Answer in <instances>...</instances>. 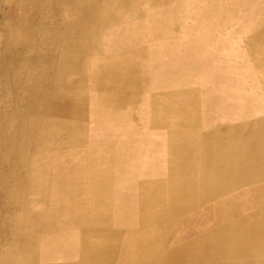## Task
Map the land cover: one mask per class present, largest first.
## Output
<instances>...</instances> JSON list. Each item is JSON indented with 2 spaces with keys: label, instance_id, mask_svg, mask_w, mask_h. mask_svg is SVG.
Masks as SVG:
<instances>
[{
  "label": "bare ground",
  "instance_id": "1",
  "mask_svg": "<svg viewBox=\"0 0 264 264\" xmlns=\"http://www.w3.org/2000/svg\"><path fill=\"white\" fill-rule=\"evenodd\" d=\"M13 1L19 15L5 18L0 40L6 107L0 111V264L54 258L63 259L59 264H190L191 254L180 253L205 250L200 239L228 233L221 219L208 228L213 210L195 221L215 198L211 184L221 183L224 193L231 186L264 185V169L251 161L264 153V111H252L259 100H247L230 126L201 130L214 113L213 96L177 81L164 86V76L157 79L166 90L141 89V62L155 52L145 53L138 44L176 37L181 29L176 57L192 59L195 32L238 13L250 24L251 56L264 61V0H194L202 4L195 8L192 0ZM155 68L169 75V66ZM261 91L248 88L247 95L260 97ZM25 99L36 104L22 107ZM145 108L138 117L168 127L169 181L162 191L148 179L135 182L133 172L147 161L139 164L133 149L123 150V140L107 130L109 122L133 119ZM218 136L229 139H213ZM133 182L134 191L119 186ZM184 189L196 193L183 196ZM231 210L239 222L252 223L238 230L243 238L264 237V212ZM189 224L205 230L181 239ZM199 258L198 264L215 263Z\"/></svg>",
  "mask_w": 264,
  "mask_h": 264
},
{
  "label": "rangeland",
  "instance_id": "2",
  "mask_svg": "<svg viewBox=\"0 0 264 264\" xmlns=\"http://www.w3.org/2000/svg\"><path fill=\"white\" fill-rule=\"evenodd\" d=\"M251 1L252 3L258 2V0H251ZM183 2L191 3L190 0L183 1ZM192 5H193L192 7L195 8V7H200L202 4L199 3V1L192 0ZM15 14L19 15V10L16 8V5L14 4L13 0L12 2L11 0H9V3L7 2V0H0V40L2 39V34H4L5 32V28L3 24L6 22V19L8 20L9 18H11V15H15ZM225 22L227 23H224L221 26L219 25L216 27H205L203 30L200 29L197 32H195L196 33L195 35L199 38V40L194 41V45H195L194 52L195 53L192 59H189L188 57L177 58L175 55L176 49L175 47H173L172 49L173 52L168 59L169 60L168 66L170 68L169 75H168L169 77L168 84L170 87L174 84L173 82L177 81L178 85L183 83L185 87L188 86L194 89L200 90V89L226 88V89H232L233 93L234 92L238 93L242 91L243 89H248V88L251 89V91H256V90H260V88H264V84L262 82L264 81V61L261 60L259 62L257 61V59H254V57L251 56V50L253 48L247 45L246 43L247 36L252 33V31H250V24L245 23V19L243 20V17H240L238 13L232 15L230 18L228 17L225 18ZM261 29H263V27ZM177 30L179 34H177L176 37L169 38L168 39L169 43H172V44L182 43L183 38L180 39L181 38L180 33L182 30L181 29H177ZM169 40H171V42ZM0 44H2V47L4 46L3 45L4 43H2L1 41H0ZM146 45H147L146 42L143 43V46H146ZM257 46H255L256 49H258ZM0 65H2L1 59H0ZM175 66L178 67L177 70H175L176 69ZM263 93L264 91H261L259 93L260 97L255 96V95H247V93H241L239 95L241 99V103L239 104L237 103V94H230L228 98H226L225 100L226 102H224L223 100H218L219 103L215 106L214 110L217 114L221 115L222 117H225L226 119H230L231 121H233L231 118L233 117V115L235 116V113L239 107L244 109V107H246L245 102H247V100L257 99L259 100V103L255 106H252L251 110L254 112L264 111ZM26 101H29V100L25 99L23 102L21 101L22 107H25V104L32 105V106L36 104L33 101H31L32 104L30 103V101L29 102H26ZM4 105L5 103L0 97V111L6 110V107ZM89 123L90 122H87L85 123V125L88 126ZM107 130L111 132L113 128L109 129L108 127ZM201 130L206 131V128L201 129ZM213 139H217V140L219 139V140L226 141L229 138L227 136L225 138L222 136H218V137H214ZM122 143L124 145L123 150L126 147H128L129 149L131 148V146L128 145L130 144L129 140H124L122 141ZM139 148L140 147L137 145L133 146L132 148L133 152L135 154L140 153L141 149ZM92 155H94V153L90 152L88 155V161H90V158L93 157ZM251 161L252 162L254 161L253 165L258 164L264 169V153L255 157L253 160L251 159ZM262 176H264V173H262ZM144 178L145 177L143 175L142 176L135 175L133 177L135 182H138V180L140 181L141 179H144ZM215 180L217 179L215 178ZM157 181L161 183L163 181V178L157 179ZM166 181H169V179L166 178ZM124 185L129 186V184H123V185L120 184L119 186H124ZM135 186L136 184H134L133 182L132 183L133 191H134ZM226 189L227 188H224L221 185V183L215 182L211 184L210 191L212 192L213 196H219L218 197L219 201L218 200L217 201L219 202L220 205L216 206L218 202H214L212 205L204 209H201V211L194 218H195V221H198L202 217L205 218L207 216H210V213L214 211V221L208 224V226H210L208 228H213L221 224L219 223V220L221 219V220H224L225 223L228 225V228H229V229L227 228L228 233L220 234V235L218 234L209 235L205 239H200L201 241L200 240L199 241L202 243L201 245L206 247L205 250L197 251V250L189 249L185 251L184 253H180V254H191L190 256H192L194 260H191L190 264H198V262L200 261L198 260L200 259L199 257L201 258L210 257L211 262H213L214 259L217 258V256L229 255L231 254V252L237 250L236 248L239 246V244L246 239V238H243V235L241 233H238L239 229L241 230V228H245V227L240 225L237 218H235L236 216L235 215L233 216L231 209L234 208L236 211L241 210L245 212V210H251L253 206L246 204L247 202H245V200L247 198L239 199L233 196L229 197L227 195V191L225 193L223 191ZM160 191H162V189H160ZM182 191L184 192L182 193L183 196L185 193L188 194L187 196H190L196 193V191L192 189H187V190L184 189ZM253 191H255L256 194L258 192L260 194H263L264 188L255 189ZM244 192H247V191L241 190L239 194L242 195V193ZM258 207L262 209L264 212L263 204L259 205ZM215 209H218L217 210L218 212L215 211ZM229 212L231 213V215ZM245 225L247 226V224ZM199 230L202 231V230H205V228L204 227L198 228L194 224H189L185 228V234H183L181 239H183V237L185 238L194 237ZM141 238H144V240L146 239L147 241L151 240L150 237H146V238L140 237V239ZM131 239H134V237H132ZM221 241L223 242V245L225 244L224 249L220 248L223 246V245L221 246V243H222ZM214 247L215 248L217 247L215 251H214ZM168 250L169 249H167V251ZM151 254L152 253L150 252L149 257L147 255L146 256L150 258L152 256Z\"/></svg>",
  "mask_w": 264,
  "mask_h": 264
},
{
  "label": "crops",
  "instance_id": "3",
  "mask_svg": "<svg viewBox=\"0 0 264 264\" xmlns=\"http://www.w3.org/2000/svg\"><path fill=\"white\" fill-rule=\"evenodd\" d=\"M145 42L147 43V45L141 46ZM138 47L140 49H142L145 53H147L149 51V49H150V51L155 52L152 56L153 57L152 59H146V60H143L141 62V65L145 66L144 78H145V82H146V83L144 82L145 86L144 87L142 86L141 89H143L149 93L150 92L151 93H157L159 91L166 90L167 88H164V89L160 88L161 85L159 84V80L157 78H161L162 76H164L163 77L164 82L162 84H164V86H165V84L168 82L167 81L168 75H166V74L165 75H163V74L159 75L156 72V70H158V69L155 68V65H158V63H159V64H161V66H163V68H167L168 64H169L168 59L173 52V50H172V51H170L171 53L169 54L168 53L169 48L173 49V47H175V48L177 47L176 51H175V54L177 56L178 52L181 49V44L169 43L167 37L155 39V40H152L150 38H145L141 43L138 44ZM177 49H179V50H177ZM146 65H148V70H147ZM202 90H204V89H202ZM207 90H208V92H206V93H208V95H210V96H213V98H212L213 105L211 106V108H213L214 113L210 117V119L204 123V124H206L205 128L211 129V130H213V129L220 130L221 128H225V127L230 126L233 121H231L230 119H226L225 117H222L221 115L217 114L214 109H215V106L219 103L218 100H223L224 102H226L225 100H226V98H228V96L230 94H237V93L236 92L233 93L232 89H226V88H223V89H221V88H219V89H207ZM196 91L199 92V89H197ZM240 92L241 93H247V89H243ZM148 111L149 110L147 108L139 109L138 115H136V117H134L133 119L118 120V121H114V123H113V121H111L108 123L109 126H107V127L112 126L111 128H113V130L110 132L111 136L116 137L117 139H119L121 141L122 140L123 141L129 140L130 144H128V145H130L131 148H133V146H135V145L140 147L139 148V149H141L140 153H137L134 155H136V157L138 158L139 164H141L140 161H147L148 163L147 162L145 163V166H144L145 168L143 167L142 169H138L137 171H134L133 173L137 176L143 175L145 177V179H148L149 182H151V185H152V183H154L156 185V189L160 190V189H163V185H164L163 183H165L166 175L168 173L167 153L165 150L166 149L165 145H166V142L168 141V137H169L168 130H167L168 127L163 125L162 122L157 123L156 121H153V120L141 119L140 117L142 116V114H144L145 112H148ZM145 115H146V113H145ZM138 116H140V117H138ZM119 124H120V126H119ZM204 124H202V125H204ZM208 140H210V138H208ZM149 155H151V156H149ZM156 159H157V161H156ZM149 161L151 162V165H150ZM221 165H223V164H221ZM160 178L161 179L163 178V181L161 183H159V181H157V179H160ZM250 184L242 185V186L238 185V186L228 187L227 195L229 197L233 196L235 198L236 197L240 198V196H243V195L252 197L249 201H247L246 204L252 205L253 206L252 209L256 208L257 213L261 214V213H263V210L260 209L258 206L262 205V204L264 205V202H261V201H264V199H263L264 193L263 194H259V193L256 194L255 191H253V190L264 188V185L262 186L260 184H251V185ZM143 185H145V184H143ZM129 186L131 187V189H133L132 184H129ZM245 189L248 193L244 192V193H242V195H240L239 192L241 190H245ZM218 197L219 196H215V198H213V200H210L208 203L203 204V205L210 206L211 204L214 203V201H216L215 199H218ZM216 202H218V201H216ZM218 205H219V202L216 204V206H218ZM238 219L239 218H237V220ZM241 222H239L240 225L241 224L245 225V223L247 224V226H243V227H245V228L251 227L250 225L252 223L250 222V219L247 221L242 220ZM244 237L246 239L239 244V246L236 248L237 250L231 252V254H229V255L218 256L217 258L214 259V262H215L214 264H234V262H235V264H261V263L264 264V249H262V248H264V237H262V236L261 237H251V241H252V244L254 245V247L250 246L252 244L249 243V242H251V241H248L249 238L246 236H244ZM255 239H256V241H255ZM246 244H248V245H246ZM245 245L247 246V248ZM248 247H250V248H248ZM224 257H225V259H224ZM62 260L63 259L54 258L53 260H49L48 262H43V264H59V262H61Z\"/></svg>",
  "mask_w": 264,
  "mask_h": 264
}]
</instances>
